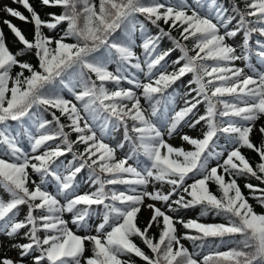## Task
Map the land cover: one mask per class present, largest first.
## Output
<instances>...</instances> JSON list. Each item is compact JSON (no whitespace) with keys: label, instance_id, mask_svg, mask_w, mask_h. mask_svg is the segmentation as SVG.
<instances>
[{"label":"snow or ice","instance_id":"1","mask_svg":"<svg viewBox=\"0 0 264 264\" xmlns=\"http://www.w3.org/2000/svg\"><path fill=\"white\" fill-rule=\"evenodd\" d=\"M11 2L0 264H264V0Z\"/></svg>","mask_w":264,"mask_h":264},{"label":"trees","instance_id":"2","mask_svg":"<svg viewBox=\"0 0 264 264\" xmlns=\"http://www.w3.org/2000/svg\"><path fill=\"white\" fill-rule=\"evenodd\" d=\"M11 1V0H9ZM31 2H33L34 6H36V0H31ZM10 7H13V8H16L18 10H20L24 15L28 16L29 14L26 12V10H24L23 8H19V7H22L18 4H10L9 5ZM37 11L40 12L42 18L44 19H47V13L48 12H56L57 14H59L60 12V9L57 7V8H45V9H42L40 8L39 6H37ZM6 15V19H10L12 20V22L14 24H16L22 31L23 33L25 34V36L31 40L32 39V36H33V26L31 24H25L15 18H12L10 16H8L7 14ZM24 25L25 29H23L21 26ZM0 27H2L5 31V35L7 36V40H8V43H9V46L10 48L13 50V51H16V49L18 47H20L17 43L14 42V37L12 35V33L7 29V27L5 25H3V22L0 21ZM170 46V44L168 42H165V47H168ZM176 54V53H173V55ZM33 63H35V60L33 59ZM191 76H186L183 81L181 82H178V85L177 87L181 90V92L185 91L186 89H184L183 85L187 82L188 79H190ZM121 139V135L118 133L116 134V140L115 141H112V143H115L116 141L120 140ZM253 140L254 141H258L259 140V137L256 136V135H253ZM185 148H190V146L188 145H183ZM252 163H256V161L258 160V157L252 153L250 150H246L245 153H244ZM117 155L119 156L120 153L118 152ZM251 182L254 184V185H259V182L256 181L255 179H252ZM240 184H241V187L243 189V184H244V180H241L240 181ZM87 187L83 188L82 191H87ZM213 191H215V187H213L212 189ZM245 195L247 196L248 195V190L247 189H243ZM6 198V197H5ZM250 203H252L255 207V210L257 212H264V209L260 208L256 202L254 200H251L249 201ZM198 212L199 210H189L188 212L186 213H183V215H185L187 218H193L195 219L197 216H198ZM148 219V215L146 214V212L144 210H142V213L140 214V217H139V220H140V224L141 226L143 227L144 223L146 222V220ZM209 219L211 220H214L215 222H221L219 220V218H216V219H213L212 217H208V218H201L202 222H207ZM23 242V241H21ZM137 243H139V241H137ZM186 244V246H188L189 248H191V244L187 241L184 242ZM9 256L11 255L12 257H15L16 256V253L14 251H9L7 253ZM138 264H140V262H138Z\"/></svg>","mask_w":264,"mask_h":264},{"label":"rangeland","instance_id":"3","mask_svg":"<svg viewBox=\"0 0 264 264\" xmlns=\"http://www.w3.org/2000/svg\"><path fill=\"white\" fill-rule=\"evenodd\" d=\"M10 2L8 0H0V8L3 7V5L5 4H9ZM12 4V2H11ZM6 19V15L4 12L0 11V21L3 22V20ZM23 29H25L24 25L21 26ZM179 55V53L177 52L176 54L173 55V59ZM201 112H203V108H201ZM260 123H264V121H261ZM185 132H187L188 134L192 135V136H198L199 135V131H189L188 129H184ZM255 135V134H254ZM258 136V135H256ZM259 137V136H258ZM170 143H172L174 146H182V141L180 140L179 137H175L172 140H170ZM159 206V205H158ZM146 214L149 217V211L145 210ZM207 222H215L214 220L209 219ZM0 254H3L2 252H0Z\"/></svg>","mask_w":264,"mask_h":264}]
</instances>
